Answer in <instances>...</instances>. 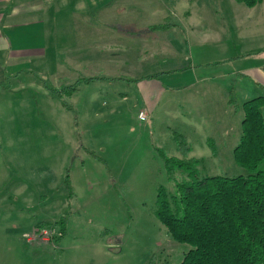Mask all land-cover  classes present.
<instances>
[{"label":"rangeland","instance_id":"obj_1","mask_svg":"<svg viewBox=\"0 0 264 264\" xmlns=\"http://www.w3.org/2000/svg\"><path fill=\"white\" fill-rule=\"evenodd\" d=\"M201 1L185 19L187 0L144 13L152 24L203 23L207 41L181 43L176 58L92 64L87 45L78 69L70 54L73 64L58 65V37L45 43V61L22 63L31 73L0 85V264L181 263L188 246L156 215L159 189L175 191L164 160L180 158L175 134L201 177L246 176L233 156L242 105L264 99V1ZM145 22L134 16L112 32L139 39L130 34ZM156 77L162 90L148 89L147 105L138 86Z\"/></svg>","mask_w":264,"mask_h":264},{"label":"trees","instance_id":"obj_2","mask_svg":"<svg viewBox=\"0 0 264 264\" xmlns=\"http://www.w3.org/2000/svg\"><path fill=\"white\" fill-rule=\"evenodd\" d=\"M233 1L253 8L264 0ZM263 104L258 97L242 105V133L233 156L246 176L201 177L200 160L190 157L186 138L175 134L180 158L164 156L175 191L159 189L156 215L170 239L189 248L180 264H264Z\"/></svg>","mask_w":264,"mask_h":264},{"label":"crops","instance_id":"obj_3","mask_svg":"<svg viewBox=\"0 0 264 264\" xmlns=\"http://www.w3.org/2000/svg\"><path fill=\"white\" fill-rule=\"evenodd\" d=\"M198 1L202 2L187 0L188 9L182 13L183 19L188 18L189 13L196 9ZM163 2L164 0H0V85L7 78H19L22 71L31 73V68L20 70L22 63L44 60V45L52 38L59 37L60 48L55 50L58 65L73 64L69 60L73 55L76 60L73 65L78 69L86 60L84 55L87 45L88 50L92 48V57L88 58H92V64L109 59L133 63L134 60L151 61L154 57L176 58L184 51L181 43L198 44L207 41L199 40L205 36L202 33L203 23H199V29L197 23H189L194 24L193 26H187V23H169L168 18H163L164 23H148L149 19L144 13L162 12ZM125 16L126 18H122ZM134 16L140 22L146 21L133 29L135 34L129 33L132 36L137 35L139 39H129L112 32L117 22L124 23L125 28L132 26ZM89 23L101 24L96 28L94 41H85L90 37ZM81 36H84V40ZM75 38L82 40L77 41ZM180 38L184 40L181 41ZM192 40L196 41L191 42ZM161 42L164 47L160 45ZM79 45L85 47L83 51H79ZM186 50L188 54L187 46ZM148 82L151 84L146 85ZM138 88L142 91L147 105H152L148 89L155 88L158 92L162 90L157 77L143 81Z\"/></svg>","mask_w":264,"mask_h":264},{"label":"built area","instance_id":"obj_4","mask_svg":"<svg viewBox=\"0 0 264 264\" xmlns=\"http://www.w3.org/2000/svg\"><path fill=\"white\" fill-rule=\"evenodd\" d=\"M139 119H140L141 121H144V120H145V115H144L143 113H140V114H139Z\"/></svg>","mask_w":264,"mask_h":264}]
</instances>
